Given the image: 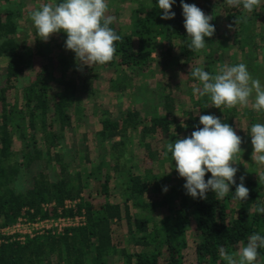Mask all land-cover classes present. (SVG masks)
Here are the masks:
<instances>
[{"label": "trees", "instance_id": "obj_1", "mask_svg": "<svg viewBox=\"0 0 264 264\" xmlns=\"http://www.w3.org/2000/svg\"><path fill=\"white\" fill-rule=\"evenodd\" d=\"M148 1L147 10H133L128 31L119 28L116 10L108 8L106 16L115 17L110 27L121 39L115 42L112 61L91 67L77 63L75 53L65 48L63 32L53 34L61 40L57 56L42 61L43 44L35 42L31 48L16 41L19 11L0 8V57L6 59L0 70V227L18 218H54L66 200L78 203L62 215L83 211L85 217L84 225L58 235L0 243V264H113L116 258L120 264H181L188 233L195 238L194 264H226L220 257L222 247L232 253L252 234L264 236V213L256 211L264 206V181L254 176L253 168L246 174L237 168L236 184L224 199L217 200L211 191L206 199L193 198L183 187L186 181H175L165 191V168L174 163L170 153L163 155L167 143L202 127L200 115H214L234 129L237 107H211L209 96L193 94L192 85L199 86V81L191 71L172 70L176 65L191 70L202 60L203 70L215 75L222 65L244 63L251 77L264 85V66L255 61L259 45L254 29L260 13L256 8L247 13L224 0H183L213 17L214 35L205 37V48L194 52L188 49L181 0H174L175 16L169 20L160 18L163 10L157 0ZM223 30L231 35H222ZM151 66L166 84L148 85L149 91L143 85L134 87L130 72ZM30 72L32 77L21 83ZM103 75L118 98L135 90L142 110L128 109L116 118L108 109L94 108L99 124L94 130L83 98L96 95ZM11 90L19 103L10 100ZM184 90L192 108L181 112L180 120L176 98ZM244 113L251 118L254 112ZM75 130L81 142L67 145L66 132ZM130 131L138 137V158L127 149ZM91 147L96 150L93 156ZM241 176L249 189L245 201L233 199ZM210 177L206 173L205 181ZM153 183L161 198L149 197ZM123 224L127 242L136 250L118 245L116 235ZM258 253L255 264H264V248Z\"/></svg>", "mask_w": 264, "mask_h": 264}, {"label": "clouds", "instance_id": "obj_2", "mask_svg": "<svg viewBox=\"0 0 264 264\" xmlns=\"http://www.w3.org/2000/svg\"><path fill=\"white\" fill-rule=\"evenodd\" d=\"M224 2L231 7L242 6L245 12L252 13L261 0ZM173 3L174 0H157V7L163 10L161 19L174 18L175 13L171 11ZM108 7L107 0H62L59 3L53 0L32 10L29 18L42 41L47 42L53 34L65 33V48L75 53V60L80 66L91 67L112 61L116 54L115 42L121 39L110 27L115 17L106 16ZM181 8L183 27L190 39L188 49L199 52L206 46L205 37L214 35L215 27L210 23L213 17L183 0ZM191 75L199 81V86H193V94L209 96L211 107L233 109L250 106L256 113H264V85L259 79L251 77L244 63L222 65L215 75L197 66L191 69ZM199 124L202 127L193 131L190 137L167 143L163 155L167 158L171 154L176 172L186 181L183 187L188 195L206 199V193L211 191L217 200H221L229 194L230 185L236 184L238 169L233 165L236 164L234 159L237 154L242 152V139L228 123H223L214 115H200ZM249 135L251 159L264 167V123L253 124ZM206 173H211L207 181ZM259 179L264 181V172L260 173ZM243 180L241 176V182L235 187L234 200L245 201L248 198L249 189L244 186ZM256 211L264 213V206ZM261 248H264V236L252 234L247 244L242 242L235 252L229 253L222 247L220 257L226 264H255L258 249Z\"/></svg>", "mask_w": 264, "mask_h": 264}, {"label": "rangeland", "instance_id": "obj_3", "mask_svg": "<svg viewBox=\"0 0 264 264\" xmlns=\"http://www.w3.org/2000/svg\"><path fill=\"white\" fill-rule=\"evenodd\" d=\"M58 1L62 0H55V3H58ZM53 2V0H7L2 1L0 0V8H8L9 10H18L20 15L16 19L17 24V34H16V41L17 42H23L25 45L30 46L31 48L34 47L35 42H38L40 44H43L45 50H46V56H44L41 60L47 61L48 58H55L58 54V47L61 44V40L56 35H51L50 38L47 40V42L40 40V37L36 34V31L34 27L32 26V22L30 20V13L32 10L38 8L41 4ZM108 6L111 8H114L116 10V24L119 26V28L122 31H128L131 29V15L135 8H142V9H148L149 7V1L148 0H107ZM108 7V8H109ZM257 12L260 13V20L256 22L255 24V33L258 34L257 42L259 45L258 53H257V61L261 67L264 66V0H261L260 5L256 7ZM262 15V16H261ZM223 20V19H221ZM222 26L226 29L227 27L222 23ZM230 34L231 32H226L225 30L222 31V35ZM224 37V36H223ZM235 58H240V51H234ZM6 62V59L3 57H0V70L4 67ZM202 60L198 61L197 66H201ZM196 66V67H197ZM174 73L180 74L182 72L189 73L191 71L185 66H173ZM33 73H29L27 75H24L21 77L20 81L21 83L25 82L28 78L32 77ZM132 78H133V85L134 87L143 85L146 86L144 90H148V85H158V83L165 85L166 79L163 77L162 74H160L155 67H149L147 69H140V70H134L133 72H130ZM55 75H57L55 73ZM158 82V83H156ZM97 86V92L96 95L93 96H85L83 98V104H84V110L86 115L89 118V123L92 125L94 130H97L99 128V124L97 123V118L93 117L94 108H103L108 109L113 116L116 118H119L121 114H123L128 109H136L138 111L142 110L141 103L136 101L134 99V91L135 90H128L125 94H122L120 98H118L112 91L109 89V84L105 80V76L103 75L100 78V81ZM192 85V89H193ZM159 94V91H158ZM19 103V96L16 94L15 90L10 91V100H17ZM177 111L176 114L181 120V112H187L191 110V102L190 97L188 96V91L184 90L180 94H177ZM161 109V108H160ZM238 109V115L234 120V131L238 136L241 137L242 143H241V154H237L236 158L234 159L233 167H236L242 170L241 173L246 174V171H248V167L251 170L254 169V176L259 177L261 172H264V167L258 166L255 164V162L251 159V153H252V146H251V136L249 135L250 128L255 123H264V117H261L258 113L253 111L251 107H245L241 108L237 106ZM245 110L253 111L252 117H248L245 115ZM252 121V122H250ZM74 133V134H73ZM80 132L75 131H67L66 132V138L65 142L67 145H70L72 142H81V139L79 137ZM91 139V138H90ZM127 149L132 150L137 156L141 151L138 146V137L136 133L130 131L128 132V138H127ZM15 147L17 148V143H15ZM96 154V150H94L93 147H91V155L93 156ZM139 155L137 156V158ZM175 164V162L173 161ZM174 164L170 168H165V174L167 176L166 182L164 183V189L168 191L169 185L175 181H185L183 178L179 177L178 173L175 170ZM157 167V166H156ZM155 167V169H156ZM171 169L170 172H168ZM136 170V169H135ZM133 170V171H135ZM142 170V169H141ZM114 192V190H113ZM111 194L112 201L116 200L117 198L114 196V193ZM155 185L154 183L150 186L149 197L154 199L156 196L161 198V194L156 193ZM86 194V192H84ZM93 197H97L95 193H92ZM157 212H159L157 210ZM116 240L119 242L118 245L120 247H126L128 251L136 250L133 246L129 245L127 242V233L125 225L123 224L122 227L119 228V233L116 235ZM187 247L183 250V258L181 264H194L195 263V254H194V246H195V238L191 234H187ZM239 246L235 248V251H237ZM113 264H120V260L116 258Z\"/></svg>", "mask_w": 264, "mask_h": 264}, {"label": "built area", "instance_id": "obj_4", "mask_svg": "<svg viewBox=\"0 0 264 264\" xmlns=\"http://www.w3.org/2000/svg\"><path fill=\"white\" fill-rule=\"evenodd\" d=\"M78 200H66L62 208L57 210L58 215L54 218L35 219L29 221L25 218H18L14 223L0 227V243L17 241L22 243L26 238H34L39 235H58L69 228L84 225L85 217L81 214L69 216L62 215L63 210L73 209ZM46 206H44L45 208ZM50 207V206H47Z\"/></svg>", "mask_w": 264, "mask_h": 264}]
</instances>
